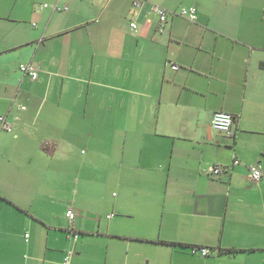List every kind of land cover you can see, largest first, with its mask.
I'll list each match as a JSON object with an SVG mask.
<instances>
[{"label": "crops", "instance_id": "obj_1", "mask_svg": "<svg viewBox=\"0 0 264 264\" xmlns=\"http://www.w3.org/2000/svg\"><path fill=\"white\" fill-rule=\"evenodd\" d=\"M134 1L0 0V264H264V0Z\"/></svg>", "mask_w": 264, "mask_h": 264}, {"label": "built area", "instance_id": "obj_2", "mask_svg": "<svg viewBox=\"0 0 264 264\" xmlns=\"http://www.w3.org/2000/svg\"><path fill=\"white\" fill-rule=\"evenodd\" d=\"M143 1L142 0H135L133 5L135 7H141ZM48 6V5H46ZM152 11H154L160 18V25H159V30L162 32L165 29L166 23L169 19L170 13L174 15H179L191 22H195L198 19V9L196 6H190V7H183L179 11L171 12L168 9L154 4L152 5ZM68 10V7H60L56 5L54 7V10ZM132 30L136 31L138 29V23L137 22H132L131 23ZM173 69L177 70L179 68L178 65H172ZM20 70L24 73V75L29 76L32 80H36L39 76V68L33 64V63H22L20 65ZM23 110H26V107H22ZM235 120V116L226 111H219L214 114V117L212 119V127L221 132L226 134L227 136L230 137H235L236 132L233 128V123ZM13 130V124H11L8 121L7 115H0V134L3 131L6 132H11ZM240 163L239 159L234 160V165H238ZM232 166L231 165H213L209 169V174L212 176L220 177L221 175L228 173L231 170ZM251 177L254 181H260V179L263 176V171L260 167L258 166H252L251 168ZM67 218L70 221V228H69V238L78 241L80 233L78 230L72 226V224L76 221L77 219V212L73 206H69L67 213H66ZM114 216V213L109 214L108 218H112ZM29 235H26V238H28ZM193 252L195 253H200L202 256H207L209 255V250L205 247H195L193 249ZM73 251L70 250L68 255L65 258V264H70L71 258L73 256Z\"/></svg>", "mask_w": 264, "mask_h": 264}, {"label": "trees", "instance_id": "obj_3", "mask_svg": "<svg viewBox=\"0 0 264 264\" xmlns=\"http://www.w3.org/2000/svg\"><path fill=\"white\" fill-rule=\"evenodd\" d=\"M192 248H194V247H192ZM225 251L228 252V253H233V252H238L239 250H236V249H226Z\"/></svg>", "mask_w": 264, "mask_h": 264}, {"label": "rangeland", "instance_id": "obj_4", "mask_svg": "<svg viewBox=\"0 0 264 264\" xmlns=\"http://www.w3.org/2000/svg\"><path fill=\"white\" fill-rule=\"evenodd\" d=\"M108 191H107V194H111L114 190L113 189H110V188H107Z\"/></svg>", "mask_w": 264, "mask_h": 264}]
</instances>
